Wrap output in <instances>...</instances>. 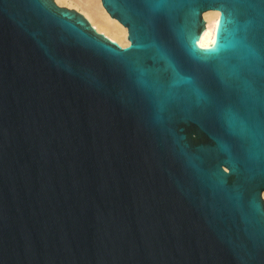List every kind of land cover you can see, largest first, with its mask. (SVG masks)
Returning a JSON list of instances; mask_svg holds the SVG:
<instances>
[{
    "label": "water",
    "instance_id": "obj_1",
    "mask_svg": "<svg viewBox=\"0 0 264 264\" xmlns=\"http://www.w3.org/2000/svg\"><path fill=\"white\" fill-rule=\"evenodd\" d=\"M101 2L0 0V264H264V0Z\"/></svg>",
    "mask_w": 264,
    "mask_h": 264
},
{
    "label": "bare ground",
    "instance_id": "obj_2",
    "mask_svg": "<svg viewBox=\"0 0 264 264\" xmlns=\"http://www.w3.org/2000/svg\"><path fill=\"white\" fill-rule=\"evenodd\" d=\"M58 4H69L81 9L92 26H98L99 32L114 41L121 47H127L128 31L119 21L113 19L103 7L101 0H55ZM205 28L199 39L201 48H209L215 43L217 25L220 17L218 11H209L204 14Z\"/></svg>",
    "mask_w": 264,
    "mask_h": 264
},
{
    "label": "rangeland",
    "instance_id": "obj_3",
    "mask_svg": "<svg viewBox=\"0 0 264 264\" xmlns=\"http://www.w3.org/2000/svg\"><path fill=\"white\" fill-rule=\"evenodd\" d=\"M56 3H57V2H56ZM57 5H59V6H61V7H66V8H69V9H79V8L73 6V5L70 6L69 4H67V5H66V4H62V5H60V4L57 3ZM81 14H82V13H81ZM82 15H83V14H82ZM83 16H84V15H83ZM101 34H102V33H101ZM103 35H104V34H103ZM129 44H130V43H129ZM129 44H128V45H129ZM128 45H127V46H128Z\"/></svg>",
    "mask_w": 264,
    "mask_h": 264
}]
</instances>
